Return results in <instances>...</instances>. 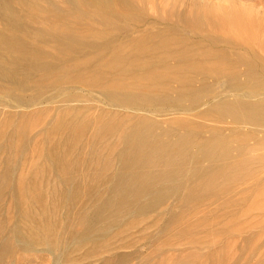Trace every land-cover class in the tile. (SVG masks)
I'll use <instances>...</instances> for the list:
<instances>
[{"label":"rangeland","instance_id":"374dc122","mask_svg":"<svg viewBox=\"0 0 264 264\" xmlns=\"http://www.w3.org/2000/svg\"><path fill=\"white\" fill-rule=\"evenodd\" d=\"M190 1L152 0L147 6L148 10L157 3L166 8L175 4L189 7ZM196 1L216 13L213 14L216 19L209 20L207 27L219 25L224 32L230 33L232 29L239 31L238 26L246 33L251 24L258 22L264 28V0H195V4ZM180 31V34L188 33V29ZM261 55L258 59L264 61V54ZM235 70L236 79L244 80V67L235 65ZM50 76L52 78L53 74ZM206 79L214 93L213 103L232 100L239 92L247 102L256 99L264 103V88L255 95L244 93V90L232 91L233 94L225 83L228 78ZM3 86L0 95L6 98L32 94L30 90L18 91L7 84ZM57 86L62 92L60 97L50 96L53 90L48 88L42 97L49 100L43 99L26 109L0 106V264H264V162L252 164L250 169L257 172L250 170L246 180L234 181L236 185L221 178L212 183L213 180L196 172L207 163L198 159L195 143L196 148L193 144L186 148V158L181 156L177 133L167 132L163 122L169 116L159 115L162 106L136 108L111 104L99 98L98 87L73 81H62ZM206 102L202 100V109ZM149 115L152 129L155 126L153 131L151 127H139L140 120ZM204 123L221 129L224 135L231 131L248 132L249 144L260 142L259 147L249 151L250 156L263 154L264 125L255 127L216 116L205 118ZM134 128L139 131L136 133ZM149 130L151 133L147 136ZM200 136L207 138L209 133L202 130ZM234 140L230 142L232 147L237 143ZM132 149L134 153L141 152L136 155L138 159L142 157L141 160L134 159ZM153 149L157 151L152 152ZM145 156L153 157L148 160ZM222 183L231 185L228 188L232 191L225 196L203 190ZM139 185L142 191L136 194L133 188ZM243 187H246L244 191H249L244 192ZM165 192L170 195L166 196ZM161 193L165 197H159Z\"/></svg>","mask_w":264,"mask_h":264},{"label":"bare ground","instance_id":"6f19581e","mask_svg":"<svg viewBox=\"0 0 264 264\" xmlns=\"http://www.w3.org/2000/svg\"><path fill=\"white\" fill-rule=\"evenodd\" d=\"M149 1L152 0H0V88L7 84L13 90H30L32 92L28 96L12 95L8 98L0 95V106L26 109L40 103L43 99L49 100L48 97H42L48 88V90H53L50 96H59L62 92L57 85L62 81L96 86L100 90L99 98L111 104L130 105L136 108L146 105L162 106L159 115L169 116L163 122L166 123L167 132L178 134H176V143L182 146L181 156L183 158L187 156L186 148L191 144L194 146L195 143L197 148L194 147L197 149L198 159L207 163V166L197 168L196 172L206 176L208 180L209 178L211 181L213 180L212 183L219 178L225 182L231 180L235 183V180L249 177L251 171L256 173L257 171L251 170L250 166L254 163L264 162V152L260 157H251L249 151L259 147L260 142L254 141L255 143L249 144L247 140L249 141L248 138L251 136L248 132L236 133L231 131L228 135H224L221 133V129L206 125L204 120L216 116L219 119L227 117L234 123H248L255 127L264 125V103L258 102L256 99L255 102H247L244 97H240L241 92H239V96L234 94V91L241 90L247 94H254L264 88V61L258 59L262 56L261 54H264L263 26L255 22L249 26L246 33H242V29L238 26L236 27L239 31L232 29L230 33H226L219 25L207 27L206 23L212 20L215 11L197 1L195 4V0H191L190 5L187 4L189 7L183 4H175L171 7V4L169 6L171 8H166L157 3L150 8L154 12L148 10L147 3ZM222 27L224 26L222 25ZM182 29H188V33L180 34ZM235 65L244 67V80L238 81L236 79L235 75L238 69L235 70ZM85 70L89 73L84 74ZM105 73H108L107 76ZM50 74H53L52 78ZM220 77L228 78L225 83L229 85L228 88L231 93L234 92V98L213 103L212 94L214 93H212L210 85L207 84L206 78L217 80ZM196 83H199V86ZM204 99L207 102L202 104L205 105L202 109L200 106ZM250 100L253 101L254 99ZM151 121L152 118L149 115L140 120L142 123L139 127L146 129L151 127L153 131L155 126L152 129L153 122L151 123ZM82 122L83 120L80 123ZM133 125L129 127L132 128ZM73 128L77 130V128ZM135 130L136 133L139 131V129ZM202 130L209 133L207 138H202V136L199 138V133L201 134ZM136 133H134V137ZM147 133L148 136L151 131L149 130ZM127 138L129 139V137ZM152 140L150 141L152 142ZM232 140L234 143L237 142L235 147L230 144ZM135 141L138 142L137 139ZM143 141L142 144H144ZM121 143L123 144V141ZM176 143L174 142V145H177ZM261 145L264 146V139ZM132 147L130 145V148ZM123 150L125 152V149ZM155 150L153 149L152 152ZM132 151L134 149L130 151L133 153L134 159L141 160L142 157L138 159L136 156L141 152L135 151L134 153ZM150 157L146 158L145 156L148 160ZM169 161L168 159L167 162ZM139 163L141 162L139 161ZM193 163L196 164V162ZM161 173L159 176H163L164 173ZM149 177L148 174V179ZM169 177L171 179L173 176ZM177 179L175 180L178 181ZM173 180L171 181L173 182ZM206 182L209 181L206 179ZM227 183L229 182L227 181ZM227 183L217 186L214 184V187L208 186L203 190L216 196L224 195L232 191L228 188L229 184L227 185ZM176 184L175 186H178ZM198 184L196 185L198 186ZM140 187L141 185L134 187L133 192L137 194L142 191ZM233 187L235 186L231 188ZM193 189L195 190V188ZM193 189L191 190L193 191ZM244 189L246 187H243L242 190L244 191ZM256 189L258 190V188ZM262 189L264 190V187ZM189 190V193L192 192ZM245 191L248 192L249 190ZM165 193L166 196L170 195ZM200 194L197 193V195ZM159 197L165 196H162L161 193ZM247 197L250 198V195ZM195 198L199 199L197 196ZM222 199L220 202L224 200ZM225 202L227 203V201ZM151 205L149 207H152Z\"/></svg>","mask_w":264,"mask_h":264}]
</instances>
